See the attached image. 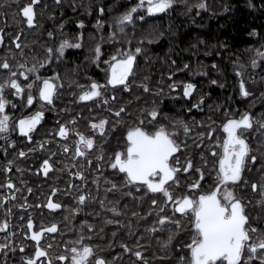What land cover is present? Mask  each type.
<instances>
[{"label":"trees","instance_id":"obj_1","mask_svg":"<svg viewBox=\"0 0 264 264\" xmlns=\"http://www.w3.org/2000/svg\"><path fill=\"white\" fill-rule=\"evenodd\" d=\"M136 1L48 0L47 6L43 4L39 7V18L36 26L31 29L25 24L20 12L27 0H0V36L3 37L0 41V63L7 59L13 72L17 70L18 64H26L28 67L36 65V68L41 67V74L55 76L56 79L58 77L54 98L47 106L42 121L33 130L34 142L30 143L24 137H9L6 143L1 144L7 151L0 153V195L14 198L7 202L5 220L15 223L16 230H27L26 219L31 210L32 220L37 227L54 222L62 224L68 230L67 222L77 221L73 211L76 206L74 199L66 200L63 207L61 197L57 196L61 207L54 211L44 206L48 193L57 187L54 183L61 181L60 186L67 187V182L63 178L61 180L58 172H54L55 175L48 182L36 167L37 163L42 158H48L56 165L57 156L64 154L63 146H72L76 131L80 130L85 136L92 135L93 130H89V121L92 120L106 119L104 136L111 134L121 138L123 129L120 126L124 122L116 118L118 110L120 117L126 116L132 126L137 122H150V112L155 108L158 115L151 122L155 127L159 124L166 125L170 132L175 129L177 142L181 145L177 154L178 165L190 158L194 165L190 173L193 180L200 178L198 169L206 172L213 168V160L210 165L205 164L207 151L204 153L201 150L198 141L206 137L210 124H217L221 120L223 107L230 114L233 110H243L253 104L251 112L258 137L257 145L263 146L264 62L261 59L264 56H259L257 50L264 51V0H174L172 10L165 16L147 17L123 32L115 26V22ZM201 2L207 6L199 7ZM60 3L65 16L63 23L59 21L62 15ZM40 4L41 2L38 6ZM101 8L103 12L100 11ZM79 21H83V25ZM110 32L114 37L122 36V43H128L131 50L139 47L141 52L135 53L136 60L128 86L115 87L98 97L107 103L98 101L89 104L79 99L80 92L86 90L90 83L84 74L85 70L80 73L81 60L93 58L97 44L102 51L101 35ZM49 33L52 35L48 36ZM80 35V50L70 51L58 59L53 54L48 59L49 48H55L61 39L77 41ZM113 49L115 51L116 47ZM104 51L114 53L111 50ZM254 59L255 66L252 65ZM46 62L49 64L43 67ZM237 73L245 81L248 96L243 97L239 92ZM96 74L95 70L87 73L88 77ZM7 75L8 70L0 68V80ZM188 82L195 84L196 88L191 95L185 96L184 84ZM173 84L176 87H172ZM24 103L25 100H22L19 105L22 107ZM194 104L198 107H193ZM105 106H109L113 112L110 113L108 109L106 111ZM16 114L17 112L13 116V123ZM61 124L75 131H70L63 139H59L57 132ZM184 124L189 129L187 134ZM111 126L116 127L111 129ZM13 129L15 131L14 125L10 131ZM199 133L205 135L200 136ZM100 141L99 148L104 152L107 139L103 137ZM101 149L94 156H99ZM21 151L25 155H19ZM11 156L13 157L10 158ZM71 157L70 153L65 160L69 162L68 165H73ZM13 159L15 162L12 164ZM78 163L81 165V162ZM86 170H92L91 165L88 166L83 161L82 171L85 173ZM94 170L97 168L94 167ZM179 179L182 185L190 180L185 173L179 174ZM9 180L12 181V186L8 185ZM248 188H251V184ZM105 196L107 197L105 192L101 194L103 200ZM106 199L107 205H115L116 201ZM137 210V203L131 202L123 222L129 234L132 233V229L129 230L133 225L132 213ZM257 212L260 217L258 229L264 231V210ZM104 220L105 218L101 225L103 227ZM146 225L147 228L149 225ZM168 235L169 231L165 234V239L152 241L154 251L169 248V244L164 245ZM149 237L147 239L150 241ZM21 239L20 233L16 246L18 259L24 253L20 248L25 241Z\"/></svg>","mask_w":264,"mask_h":264},{"label":"flooded vegetation","instance_id":"obj_2","mask_svg":"<svg viewBox=\"0 0 264 264\" xmlns=\"http://www.w3.org/2000/svg\"><path fill=\"white\" fill-rule=\"evenodd\" d=\"M48 0H37V3L33 5L34 11H35V17H34V24L28 25L26 22V18L23 17L22 11L21 16L25 19V24L33 29L36 26L37 18H39V3L41 4L45 2V6L48 4L46 3ZM62 1V0H61ZM65 2V0H63ZM31 0H27V3H30ZM140 0H137L136 3L130 6L129 9L136 6ZM26 3V4H27ZM24 4L21 9L26 5ZM60 9L62 11L61 23H63L64 19V11L62 8V5L60 3ZM46 8V7H45ZM44 8V9H45ZM173 8V4L166 9L163 12L158 13H148L146 8H138L136 12L133 13V20L131 22H125L123 25V32L127 27H130L134 25L136 22H141L147 17H162L168 14ZM59 9V10H60ZM128 9V10H129ZM127 10V11H128ZM46 12V11H45ZM118 20V19H117ZM115 26L119 28V25L115 22ZM48 36H50L48 34ZM122 36H112V33H107L101 35L100 44L102 46V51L100 52V59L96 60L93 58H84L81 60V63L83 60L88 59L89 61H93V63L90 65L88 70H85L83 68H79L80 73L86 74V78L90 80L89 86L93 81L98 82L101 87V93H105L107 91H110L118 86L123 85H111L107 83V76H108V70L110 68V64L107 63L110 60V57L117 55L118 52H123L125 50H131L129 48L128 43H122ZM17 39V37H14ZM64 39H61L60 42L53 48V52L49 53V57H52L53 54H56L57 58V49L59 48V45L61 41ZM105 40V42H104ZM69 41V40H68ZM68 47H65L63 55H60L59 57H63L66 55V53L70 51H78L81 49V35L79 36V39L77 41H69ZM79 45V46H76ZM113 47H116V50L113 51ZM105 50H111L114 53H107ZM133 51V50H131ZM105 52V53H104ZM136 60V59H135ZM49 62L44 63L43 67L47 66ZM135 64V61H134ZM133 64V66H134ZM23 65V64H21ZM28 67V66H27ZM31 68V67H28ZM24 69H20L22 71ZM83 70V71H82ZM92 70H95L98 74L94 77H88L87 73L90 74ZM18 69L15 71L17 72ZM41 67L36 68L35 73L29 72L28 76H18V79L22 83H29L32 82L34 84L32 94L36 99H34L33 104L29 105L27 104V93H22L21 96H16L14 94V90H5V96L10 101V103L6 106L5 112L9 115V129L7 132H0V153L6 152L7 148L1 146V144L6 143L8 141V138L14 137L15 139L24 137L26 140L30 143L34 142V139L29 140L27 138V135L24 133H21L19 131L18 121L22 117H27L33 115L37 111H42L45 113L47 106L50 104L46 101H42L38 96V91L36 87V81L34 80V77L38 75L42 78H52L53 83L56 84L57 79L55 76H47L45 74H41ZM131 75V73H130ZM129 75V77H130ZM128 77V80H129ZM128 80L126 83H128ZM40 84H42V80L39 81ZM101 94V95H102ZM100 95V96H101ZM98 96V97H100ZM98 97H93L91 100H82L86 103H97L100 101V103H107L106 100H99ZM25 100L24 105L21 107L19 104H21V101ZM253 103V102H252ZM105 110H109L110 113L113 111L109 109V106L104 107ZM251 109H253V104H249L247 108H244L243 110H233L230 114H228L225 107L222 108L221 113V120L216 124L212 123L209 127L210 130L207 129V132L211 131V136L206 134V137H203L202 140L198 141L199 147H201V150H203L204 153L207 151V165H210L212 160L214 161V164L217 163L219 159L220 153H222V147L221 144L223 142V139L226 136V133L223 129V123L226 122L227 119L230 118H239L242 114L245 112H248L251 114V117L253 119V113L251 112ZM16 114V120L13 118ZM27 112V114H26ZM118 113L120 110L117 111ZM14 116V117H13ZM44 116V115H43ZM43 118V117H42ZM41 118V121H42ZM116 118L124 124L120 126V128L123 129V132L121 133V138H116L114 135H107L104 136V133L99 132L98 130H95L91 127L92 121H98L99 119L89 121L90 129L93 130L92 137L94 138V146L93 148L87 149L85 152V155H76V141L79 139V137L76 135V139L72 143V146H68V150L64 151V154L57 156L58 161H56V165L52 164L51 161L48 158H42L39 163H37V168L41 171L42 176L50 182L52 177L55 175L54 172H58V175L60 176L61 180H65L67 182V187L60 186V182H55L56 184L55 188H52V190L48 193L46 198L44 199L45 207L49 210L54 211L55 209H51L48 207L49 199L53 203H60L57 196H60L62 199V205L65 206L64 202L68 199H74L76 202L75 209L79 208V211H74L77 221H74L72 223L67 222L69 228L68 230H65L64 226L59 223H55L57 225V230L55 232L47 231V229L50 227L51 224L42 225L37 227V225L33 221V228L29 229L27 227V220L29 218L33 219L32 210L29 211V216L26 219V228L27 230H16L15 223L11 222L8 223V227L6 229L0 228V245H6L4 248H0V264H27L26 257L33 256L36 246V241L32 239L31 233L32 231H39L40 227H44L46 231L42 233L40 246L44 247L48 250L49 255L45 257L37 258V264H47L48 260L51 259L53 261V264H71L70 260V249L73 245V242L77 239H80L83 237V242L91 244L95 250V253L98 255H102L105 260L108 262V264H181V258L183 257L185 260V264L187 262V259L190 255V250L186 247H181V245H187L190 243L191 236L194 234V229L190 226L191 221V211L189 210V215L185 216L184 214H181L179 212L174 211L173 203L168 202L164 203L165 197L161 193H152L147 191L144 187H134L132 184H128L124 178V174L119 172L118 169H113L111 167V160L113 157V154L116 151H121L126 148V141H127V131L130 127L137 126L141 122H137L136 124L130 126L129 121L126 120V116L124 117L120 113L116 115ZM153 117L150 116L149 121L150 122H144L142 121V125L146 127L147 129L151 130L154 128ZM109 120V119H108ZM40 121V122H41ZM119 121V123H120ZM13 123V124H12ZM110 123V122H109ZM15 127V131L11 130V127ZM38 125V124H37ZM36 125V127H37ZM35 127V128H36ZM107 125H105L106 130ZM116 126H111V129H114ZM34 130V129H33ZM173 130V129H172ZM254 130V131H253ZM80 131V130H79ZM33 134V131L31 133V136ZM242 135L246 138L248 144L250 145L251 152L249 154V157L246 160V166L242 173V180L240 182H237L235 191L238 197H240L245 204L246 213L248 214L250 218V226L255 227L258 229L260 217L258 214V210L260 209L264 210V202H262V196L260 189L253 190L252 188H248V185L251 184L253 181L257 182L260 185H264V138L261 139V145L262 147H258L257 145V132L255 131L254 125L251 128L245 129L242 133ZM59 139H63L64 137H61L58 135ZM174 139L177 141L178 136L176 134V131L173 132ZM105 137L107 139V145L104 149V152H102L101 147L99 148L102 138ZM264 137V134L262 135ZM11 143H13L14 140H10ZM178 143V142H177ZM179 144V143H178ZM186 147V146H185ZM216 150V153L212 152V149ZM101 149V153L99 156H94L95 152L99 151ZM17 150V149H16ZM180 150V148H179ZM179 150L173 154V158H170L171 162L177 166L178 171L176 174V179L179 180V184H175L172 181H169V185L171 188V191L175 195H182L187 194L192 196L193 198L198 197L200 192L202 191H209L211 186L214 184V178H215V170L214 168L208 169V171L204 172V178L200 180L199 188L198 189H192L189 188L188 185L191 183H194L196 180H193L190 178V173L192 172L193 168H190L187 172H184L180 169L183 167H186V162L184 161L183 164L178 165L177 164V154L179 153ZM263 152V153H262ZM72 155L71 162L73 165H68L67 156L68 154ZM105 154L106 158H105ZM6 156V155H5ZM251 156H255L256 159L252 160ZM11 156L10 158H12ZM44 159H48L50 163L53 165L52 168H50L47 172V174L44 173L43 168H41V164ZM190 159V158H188ZM97 160V161H96ZM86 161L88 166L91 165L90 171H87L84 173L82 171V162ZM99 162L94 163L93 165L91 162ZM15 162V159H13L12 164ZM63 162V163H62ZM78 162H81V165H79ZM96 165V166H95ZM94 167L97 168V170H94ZM58 170V171H57ZM77 172H83V176L75 175ZM185 173L186 178L190 179L185 182V185L181 179H179V174ZM59 185V186H58ZM115 185V187H113ZM183 186V187H182ZM61 189L59 191V188ZM54 189L58 191H53ZM106 193L108 201H116L115 205H107L105 198L104 200L101 197L102 193ZM250 193V194H249ZM79 195H84L85 200L83 202H80L78 200ZM8 197V195L1 194L0 195V222L5 221L6 215V209H7V202L13 201L14 198L11 197L10 199H4V197ZM152 200H156L158 203L156 205H153L151 203ZM131 202L137 203L138 210L133 215V225L132 227H129V230L132 229V233L129 234L127 230H125V226L123 222L126 220L127 212L129 211V204ZM115 207L118 209L117 212H113L112 208ZM95 209H99L96 211ZM31 212V213H30ZM160 215H167L172 218V220H180L181 226L180 228H177V226L174 223H166L163 228L157 227L155 232L149 231L152 227H155L154 224L155 221L158 220ZM257 215V216H256ZM13 216V215H12ZM105 218L103 221L104 226L102 225V219ZM109 221H112L111 223ZM118 222V223H117ZM13 223V224H12ZM64 224V222H63ZM146 224L149 226L146 228ZM88 225H91L92 227H88ZM175 232V238L169 242V248L166 249V247H163V250L160 251H154L153 243L152 241H159L160 239H165V234L169 231ZM147 232L149 233V236H147ZM22 234V239L25 241L24 243H21V246L23 245V251L24 252L21 256V259H18L17 253H16V246H18L17 242V236L18 234ZM150 238V241L147 238ZM167 244V245H168ZM51 246L48 248V246ZM165 245V244H164ZM67 246V247H66ZM126 246V247H125ZM139 251L141 253L140 256H136L135 253ZM60 255H66L68 259L66 261H61L58 259ZM91 259V258H90ZM251 264H264V261H261L259 258L254 257L253 260L250 262ZM94 264V261L92 262Z\"/></svg>","mask_w":264,"mask_h":264},{"label":"snow or ice","instance_id":"obj_3","mask_svg":"<svg viewBox=\"0 0 264 264\" xmlns=\"http://www.w3.org/2000/svg\"><path fill=\"white\" fill-rule=\"evenodd\" d=\"M173 2L174 0H140L136 6L121 14L116 23L121 27V31H123L124 23L133 20V13L138 8H146L148 13H158L168 9ZM35 3H37V0H31L30 3H27L21 9L28 25H33L35 22V11L33 8ZM198 6L204 8L207 5L201 2ZM100 11L103 12V8ZM79 23L83 25V21H79ZM49 35H52V33H49ZM2 39L3 37L0 36V41ZM68 46H70L69 41H61L59 48L56 50L57 58L63 55L65 47ZM47 51L48 53H52L53 49L49 48ZM100 52V45L97 44L94 59H100ZM139 52H141V49L137 47L134 51L125 50L110 57V60L107 62L110 64L107 83L127 87L126 81L133 69L136 59L135 53ZM257 54L264 56V51L257 50ZM252 65H256L255 59L252 60ZM16 67L18 71L13 72L7 59H4L0 63V68L8 70V75L0 80V132H7L9 129L10 117L5 112V108L10 101L5 96L6 89L9 91L14 90L16 96H21L22 93L26 92L27 104L29 105L33 104L34 99H36L32 94L34 84L32 82L25 84L18 79V76L27 77L29 72L35 73L36 65L28 68L26 64H18ZM20 69L24 70L20 71ZM34 80L36 81L39 98L42 101L51 103L56 92V85L53 83L52 78H42L36 75ZM41 80L42 84L39 83ZM101 87L102 85L93 81L86 90L80 92L79 99L91 100L93 97L100 96L102 94ZM172 87H176V85L173 84ZM145 88H147V85H145ZM195 88V84L190 82L185 83L183 94L189 96ZM239 90L243 96L249 95L243 79L239 81ZM202 99L203 97H201ZM193 107H198V105L194 104ZM43 115L42 111H37L31 116L22 117L18 121L19 131L26 134L27 138L31 140V133L36 125L40 123ZM157 115V110L153 108L150 116L155 118ZM73 121H75V117H73ZM106 123V119H99L98 121H92L91 127L104 133ZM252 126L253 119L248 112L242 114L238 119L230 118L223 123L226 136L221 144L223 151L218 154L219 159L213 165L215 170L214 184L209 191L200 192L196 198L187 194L175 195L169 185V181L177 185L179 184V180L176 179L178 168L170 160V158H173V154L181 147L174 139L173 132L175 129L170 132L166 125L159 124L157 127L149 130L141 122L137 126L128 129L126 148L113 154L111 167L123 173L128 184H132L134 187H144L152 193L163 194L165 197L164 203L172 202L174 211L185 216L189 215V210L191 211L190 226L194 229V234L191 236L189 244L181 245V247H186L190 250L186 264H250L254 257L264 261V231L250 226V218L245 210L246 206L235 191L237 182L242 180L246 160L251 152L250 145L242 133L245 129ZM183 127L187 134L189 131L188 126L184 124ZM70 131H75V129L61 124L58 135L65 137ZM211 134V131L207 133L209 136ZM76 135L79 139L76 141L75 154L83 156L87 149L93 148L95 141L92 136H85L83 132L76 131ZM199 135L204 136L205 133H199ZM13 143L15 142L13 141ZM40 146L43 147V145ZM63 149L67 151L68 146L64 145ZM212 152L216 153V150L213 148ZM19 155L23 156L25 153L21 151ZM201 156L203 157V154ZM251 159L255 160L256 157L251 156ZM186 165V167L180 170L187 172L190 168H193V161L188 159ZM52 167L53 165L48 159L43 160L41 168H43L45 174ZM198 171L200 172V180H202L204 172L202 169H198ZM75 175L82 177L83 172H77ZM200 180L189 184L188 187L198 189ZM7 183L9 186H12L11 180ZM251 188L254 191L260 189L262 202H264V185L253 181ZM53 191L58 190L54 189ZM77 198L80 202L85 200L84 195H79ZM4 199H8V197L6 196ZM151 203L156 205L158 202L152 200ZM48 207L56 209L60 208L61 205L53 203L49 199ZM73 211H79V208L73 209ZM112 211L117 212L118 209L113 207ZM109 222L111 223L112 221ZM166 223H174L177 228L181 226L180 220H172L170 216L160 215L158 220L154 222L156 226L149 229V231L155 232L157 227L163 228ZM7 227L8 222L6 220L0 222V228L6 229ZM27 227L29 229L33 228V220L31 218L27 220ZM88 227L92 226L88 225ZM56 230L57 225L55 223L51 224L47 229L50 232H55ZM45 231L44 227H40L39 231H32V239L37 243L34 255L26 257L27 264H37V258L49 255L48 250L40 246L41 236ZM174 238L175 232L169 230L168 238L164 241V244L167 245ZM73 245L70 249L71 264H92L93 261L94 264H108L102 255L95 253L91 244L83 242V237L74 241ZM4 247L6 245H0V248ZM50 247L49 245L48 248ZM21 250L23 251V245L21 246ZM135 255L140 256L141 253L137 251ZM58 259L66 261L68 257L60 255ZM47 264H53V261L49 259ZM181 264H185L183 257L181 258Z\"/></svg>","mask_w":264,"mask_h":264},{"label":"rangeland","instance_id":"obj_4","mask_svg":"<svg viewBox=\"0 0 264 264\" xmlns=\"http://www.w3.org/2000/svg\"><path fill=\"white\" fill-rule=\"evenodd\" d=\"M46 3L48 4V2L46 1ZM43 4H45V2H43L42 4H40V7L43 5ZM118 29H121V27L119 26V28ZM103 35V34H102ZM104 42H105V40H104ZM261 60H263V62H264V57L261 59ZM93 63V61L91 62V61H89L88 59H85V60H83V62L80 64V67L79 68H83L84 70H88L89 69V67H90V65ZM237 77H238V87H239V81L242 79V77L240 76V73H237ZM239 92H240V90H239ZM242 95V94H241ZM243 96V95H242ZM244 97V96H243Z\"/></svg>","mask_w":264,"mask_h":264}]
</instances>
